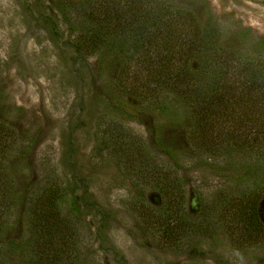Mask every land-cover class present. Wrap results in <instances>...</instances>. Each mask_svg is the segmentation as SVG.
Masks as SVG:
<instances>
[{"label":"rangeland","instance_id":"1","mask_svg":"<svg viewBox=\"0 0 264 264\" xmlns=\"http://www.w3.org/2000/svg\"><path fill=\"white\" fill-rule=\"evenodd\" d=\"M170 1L201 22L216 21L225 43H234L240 29L250 30L252 40L264 36V0ZM87 3L0 0V119L17 133L9 157L16 189L32 199L60 183L75 185L82 219H72V255L81 264H264V247L242 249L219 218L226 193L241 183L227 162L202 166L204 157L187 146L186 128L163 122L162 143L176 150L173 161L157 144L155 117L114 116L95 74V57L83 55L75 63L65 43L73 42ZM112 120L140 139L125 143H136L150 162L179 177L185 217L198 229L174 243L165 240V230L155 223L165 197L153 178L139 176L111 149L105 136ZM232 154L236 169L249 161L244 151ZM25 207L9 218L7 237L26 229ZM258 211L264 224V200Z\"/></svg>","mask_w":264,"mask_h":264},{"label":"trees","instance_id":"2","mask_svg":"<svg viewBox=\"0 0 264 264\" xmlns=\"http://www.w3.org/2000/svg\"><path fill=\"white\" fill-rule=\"evenodd\" d=\"M87 1L79 7L82 19L76 21L73 42L65 45L75 63L83 55L95 57L110 112L126 120L137 113L153 115L157 144L175 162L176 150L162 143L163 122L186 128V144L204 157L202 166L225 160L242 184L226 193L219 218L242 249L264 247L258 211L264 200V36L252 40L250 30L240 29L234 43H225L216 21L201 22L170 0ZM105 138L132 171L158 184L165 207L156 212L155 223L167 242L198 229L185 217L179 177L150 162L136 143H125L140 139L115 120ZM16 144L17 133L0 119V264H81L72 255V219H82L75 185L60 183L28 199L16 189L9 166ZM235 151H244L249 160L239 169L231 161ZM25 204L26 229L7 237L9 218L15 208L20 215Z\"/></svg>","mask_w":264,"mask_h":264}]
</instances>
